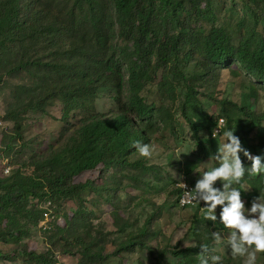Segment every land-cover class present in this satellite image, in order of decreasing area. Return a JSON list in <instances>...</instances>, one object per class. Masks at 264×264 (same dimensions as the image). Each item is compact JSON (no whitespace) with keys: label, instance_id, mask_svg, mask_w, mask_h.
Returning <instances> with one entry per match:
<instances>
[{"label":"rangeland","instance_id":"obj_1","mask_svg":"<svg viewBox=\"0 0 264 264\" xmlns=\"http://www.w3.org/2000/svg\"><path fill=\"white\" fill-rule=\"evenodd\" d=\"M41 2L48 5L50 0ZM59 3L70 8L74 0ZM210 3L213 15L205 16L198 24L205 34L213 27L224 28L238 43L240 30L256 34L261 31L240 0ZM25 8L26 12L31 8L29 1ZM197 50L189 46L178 62L160 69L142 84L139 95L146 104H153L149 118L138 116L132 107L127 65L122 67L120 83L98 90L97 113L128 110L144 130L148 140L141 143L151 146L152 158L145 159L135 150L127 163L99 166L77 177L76 183L87 184L79 193L58 196L51 204L40 203L44 213L49 209L57 215L52 231H44L39 224L40 213L33 208L39 200H30L28 210L32 213L18 217L25 233L9 244L0 242V264H32L36 261L32 253L43 255L47 264H188L178 254L197 248L200 251L191 242L215 248L221 264H243L244 258L232 257L210 238L213 232H220L222 238L227 236L220 223L219 206L217 220L206 221L200 210L204 204H179L177 183L195 186L200 174L215 166L210 157L223 143L222 134L227 129H233L242 147L260 156L264 163L257 147L259 124L248 117L249 112L256 116L264 113V81L246 74L232 59L213 64ZM22 83L32 85L33 80L26 74L0 73V177L20 167L25 170L24 163L35 156L42 161L51 148L63 145L74 132L71 128L83 119L77 113L78 117L72 114L64 118V103L55 97L42 104L43 111L28 110L25 105L14 121L5 120L13 92ZM190 119L199 125L197 134ZM220 120H225L226 126L220 125ZM261 124L264 126V118ZM215 131L217 135H212ZM240 158L250 170L251 161L243 153ZM257 177L245 174L241 189L245 208H250L253 201L249 202L252 188L246 179ZM215 187L222 188V183L217 181ZM132 235L139 242L136 248L117 252ZM190 262L199 264V257L193 256ZM256 264H264V254H258Z\"/></svg>","mask_w":264,"mask_h":264},{"label":"trees","instance_id":"obj_2","mask_svg":"<svg viewBox=\"0 0 264 264\" xmlns=\"http://www.w3.org/2000/svg\"><path fill=\"white\" fill-rule=\"evenodd\" d=\"M27 1L31 8L26 12ZM61 1L44 5L41 0H0V73L26 74L33 80L32 85L16 87L4 119L14 121L25 105L43 111L42 104L55 97L64 103V118L83 115L71 128L73 134L42 161L35 156L24 163L25 170L20 167L0 177L3 244L25 233L18 217L32 213L30 200H39L33 208L41 224L45 209L40 203L79 193L87 184L76 183L77 177L99 166L127 163L136 150L133 143L148 140L128 110L101 114L95 108L98 90L120 83L124 65L129 69L132 107L148 118L153 104L139 95L142 84L178 62L189 46L198 47L213 64L232 59L246 74L264 81V0H240L261 31L240 30L238 43L224 28L213 27L208 34L199 28L205 16L213 15L210 0H74L70 8ZM248 117L259 124L257 147L264 156V113L249 112ZM190 122L197 134L199 125ZM246 181L252 188L249 202L264 196V175ZM138 244L132 235L117 252L133 251ZM198 254V248L190 249L178 257L190 264ZM32 256V264H47L43 255Z\"/></svg>","mask_w":264,"mask_h":264},{"label":"clouds","instance_id":"obj_3","mask_svg":"<svg viewBox=\"0 0 264 264\" xmlns=\"http://www.w3.org/2000/svg\"><path fill=\"white\" fill-rule=\"evenodd\" d=\"M219 124L226 126L227 122L220 120ZM233 133V129L223 132V143L218 145L216 154L210 157V161L216 162L215 166L200 174L201 178L192 190L183 191L181 203L199 206L203 202L205 206L200 207V210L204 213V219L212 222L217 220L216 209L219 206L220 223L227 236L222 238L220 232H213L210 238L216 245L226 248L232 257L244 258L243 264H256L258 254H264V197L259 195L253 199L250 208H245L241 189L246 173L264 175V163L260 156H253L245 150L240 139ZM212 135H217V131ZM133 148L145 159L150 160L153 156L149 144L136 141ZM241 153L251 161L250 170L243 165ZM217 181L222 183V188L215 187ZM177 184L182 189L187 188L184 183ZM191 243L200 249L199 264H221V256L214 254L215 248L207 244Z\"/></svg>","mask_w":264,"mask_h":264},{"label":"built area","instance_id":"obj_4","mask_svg":"<svg viewBox=\"0 0 264 264\" xmlns=\"http://www.w3.org/2000/svg\"><path fill=\"white\" fill-rule=\"evenodd\" d=\"M9 170L5 168V171H4V174L8 173ZM195 186H190V185H187V188L186 189H182L180 188V196H179V204L182 206V207H186V206H191V205H186V204H183L181 203V199H182V196H183V191H190L194 188ZM200 204H204L203 202H201ZM57 219V217L55 216L54 212L53 211H46L44 214H43V220H42V223L40 224L41 228L44 230V231H50L51 228H52V223Z\"/></svg>","mask_w":264,"mask_h":264}]
</instances>
